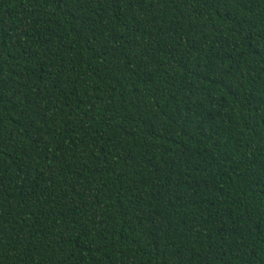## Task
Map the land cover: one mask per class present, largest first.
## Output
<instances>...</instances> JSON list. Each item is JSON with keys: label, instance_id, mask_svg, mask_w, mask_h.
Wrapping results in <instances>:
<instances>
[{"label": "trees", "instance_id": "obj_1", "mask_svg": "<svg viewBox=\"0 0 264 264\" xmlns=\"http://www.w3.org/2000/svg\"><path fill=\"white\" fill-rule=\"evenodd\" d=\"M0 264H264V0H0Z\"/></svg>", "mask_w": 264, "mask_h": 264}]
</instances>
